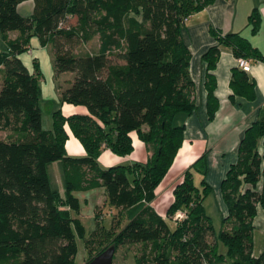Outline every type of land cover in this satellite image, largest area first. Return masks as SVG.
<instances>
[{"label":"trees","instance_id":"1","mask_svg":"<svg viewBox=\"0 0 264 264\" xmlns=\"http://www.w3.org/2000/svg\"><path fill=\"white\" fill-rule=\"evenodd\" d=\"M27 0H0V264H76V236L86 247L102 233L87 234L78 217L61 210L52 188L48 165L62 162L64 189L70 212H79L76 191L103 187L110 204L135 214L107 244L86 258V263L113 245L140 244L135 264H264V246L255 257L253 220L264 214V107L243 133L237 160L219 184L230 227L215 232L204 199L212 192L203 153L181 175L173 189L167 216L151 201L184 141V126L174 116L194 108V82L189 74L190 52L182 39L186 19L213 0H31L32 12L22 15L18 5ZM251 33L259 25L257 8L248 17ZM10 32H16L14 38ZM51 46L57 76L74 73L60 101L86 108L85 114L52 112V128L42 127L41 70L36 58L30 71L20 54L30 39ZM217 44L202 55L205 62L207 113L218 108L212 70L222 46L236 58L264 62L250 41L236 32H214ZM94 43L92 51L76 54L80 45ZM229 86L233 94L251 99L255 84L235 65ZM68 132V134H67ZM82 145L83 156H69L68 136ZM147 149L145 162L102 168L98 155L105 149L124 154L133 137ZM201 176V187L193 182ZM183 210L181 220L172 217ZM168 220L174 222L171 228ZM106 236L107 229L102 228ZM264 233V220H263ZM98 234V235H97ZM211 239V240H210ZM218 242L226 247L219 253ZM85 264V263H84Z\"/></svg>","mask_w":264,"mask_h":264},{"label":"crops","instance_id":"2","mask_svg":"<svg viewBox=\"0 0 264 264\" xmlns=\"http://www.w3.org/2000/svg\"><path fill=\"white\" fill-rule=\"evenodd\" d=\"M255 8L259 14V25L253 34L251 25L248 24V17ZM214 32L239 33L264 56V0H213L202 10L191 14L186 19L182 31V39L190 52L189 74L194 82L195 104L191 113L179 112L173 119L174 125L184 126V141L181 149L185 147L186 156L182 167L186 169V166L191 165L193 160L204 153L208 172L211 166L222 168L217 185L219 187L227 168L237 160L238 144L244 131L256 121L260 110L264 107V62L251 61V70L248 75L255 84L254 97L251 99L237 95L231 97L233 92L229 82L231 69L236 65V58L229 47H221L216 66L211 71L216 79L214 95L218 100V108L214 117L209 120L205 85L206 65L202 60V55L210 46L217 44ZM16 35V32L9 33L11 38ZM23 54L19 57L31 71L33 58H36L38 63L39 59L35 56L30 63H27L22 58ZM69 140L71 143L69 150L77 156H83L85 151L79 141L71 134ZM133 143L140 148L141 155L145 158L148 152L144 144L136 136L133 137ZM103 151L108 152L109 150ZM207 181L209 182L208 178Z\"/></svg>","mask_w":264,"mask_h":264},{"label":"rangeland","instance_id":"3","mask_svg":"<svg viewBox=\"0 0 264 264\" xmlns=\"http://www.w3.org/2000/svg\"><path fill=\"white\" fill-rule=\"evenodd\" d=\"M33 8V2L31 0L24 1L18 5V11L22 15H26L31 12ZM94 47V43H88L85 45H80L76 47V54H82L92 51ZM5 48V43L2 39L0 33V50ZM30 50L25 52L22 55V58L30 63L31 59L35 56L39 59V69L42 71L41 76L39 78V86L41 89V97H40V108H41V117H42V127L44 129L52 128L53 119L52 112L58 109L61 110L62 114H85L86 108L78 105H72L68 103H61L60 101V91L61 86L65 87L69 80L73 79L74 73L70 71H66L60 73L59 75L54 74L53 70V59L54 54L51 46H40L38 43L37 37H32L30 39ZM2 72L0 71V83H1ZM68 114V115H69ZM8 134V130H0V138H5ZM68 134V132H67ZM69 135V134H68ZM70 136L65 141L64 147L69 156H77L69 147ZM80 143V142H79ZM143 144V143H142ZM81 145V144H80ZM133 147L130 152L124 154L114 153L112 151H102L98 157L97 162L100 167L107 168L113 165H122L127 166L132 162H145L147 156L144 158L142 156V151L139 147L132 144ZM145 146V145H144ZM146 148V147H145ZM182 148V147H181ZM83 149V147H82ZM108 150V149H105ZM147 150V149H146ZM71 151V152H69ZM105 152V153H103ZM144 155V154H143ZM186 156V149H180L176 158L168 169L167 174L164 176L162 181L154 190V196L151 201V205L155 209V211L163 216H167V209L169 205L173 201V189L175 185L181 181V175L185 170L182 166L184 165V157ZM212 160V159H211ZM194 162L196 160H193ZM192 162V163H194ZM212 163V162H211ZM187 168V166L185 167ZM222 168L212 167L211 170L207 173L208 180L210 185L212 186V192L206 195L204 199V207L207 216L210 218L212 226L216 233L220 231V229L225 227H230V224L223 223V219L227 214V208L220 196V191L218 185V181L221 176ZM48 176L52 185L53 190L59 197V206L61 210L68 213L72 217H78L83 223L87 234H90L93 230L96 233H102V241L101 237H97L94 239L93 244L89 247H86L84 244V240L76 236V244H77V253L75 256L76 264H86V258L91 251V254L96 252L102 245L107 244L109 241V237L111 233L115 231H119L127 221L135 214L136 211L133 208L125 209L118 208L117 206L110 204L106 197L105 190L103 187H98L88 191H76L74 192V196L79 201V212L74 213L70 212L69 207L63 202L62 199H66V193L64 189V179H63V171H62V162L54 161L48 165ZM193 182L194 185L198 188L201 187V178L202 176L197 172L193 171ZM183 212V210H178ZM177 211V212H178ZM176 213V212H175ZM175 215V214H174ZM172 217L173 220H176ZM263 213L260 211L258 215L254 218L253 224V247H252V255L257 257L261 253L264 246V233H263ZM181 220V219H180ZM168 223L171 228L174 227V222L172 220H168ZM102 228L110 230L107 233L102 230ZM98 235V234H97ZM211 240V239H210ZM102 242V245L101 243ZM217 249L219 253H225L226 247L223 243L218 242ZM141 245L140 244H126L117 247L112 264H135V259L140 255ZM225 264V263H223Z\"/></svg>","mask_w":264,"mask_h":264},{"label":"water","instance_id":"4","mask_svg":"<svg viewBox=\"0 0 264 264\" xmlns=\"http://www.w3.org/2000/svg\"><path fill=\"white\" fill-rule=\"evenodd\" d=\"M115 247L108 246L105 250L91 258L86 264H112Z\"/></svg>","mask_w":264,"mask_h":264},{"label":"built area","instance_id":"5","mask_svg":"<svg viewBox=\"0 0 264 264\" xmlns=\"http://www.w3.org/2000/svg\"><path fill=\"white\" fill-rule=\"evenodd\" d=\"M28 52L30 53L31 50L29 49ZM236 65L238 68H240L241 70L245 71V72H250L251 70V60L247 59V58H238L236 60ZM184 217V214L180 211L176 212L174 215V218L176 220H180Z\"/></svg>","mask_w":264,"mask_h":264}]
</instances>
